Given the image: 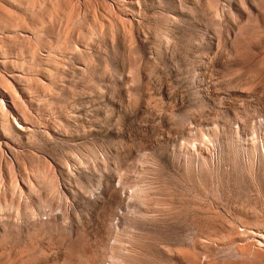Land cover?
<instances>
[{
  "label": "rangeland",
  "instance_id": "1",
  "mask_svg": "<svg viewBox=\"0 0 264 264\" xmlns=\"http://www.w3.org/2000/svg\"><path fill=\"white\" fill-rule=\"evenodd\" d=\"M0 264H264V0H0Z\"/></svg>",
  "mask_w": 264,
  "mask_h": 264
}]
</instances>
